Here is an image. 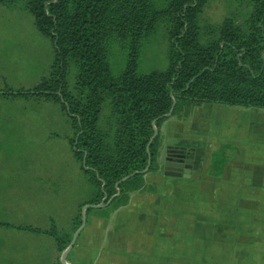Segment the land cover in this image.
<instances>
[{"label": "trees", "instance_id": "16d2710c", "mask_svg": "<svg viewBox=\"0 0 264 264\" xmlns=\"http://www.w3.org/2000/svg\"><path fill=\"white\" fill-rule=\"evenodd\" d=\"M20 1L38 32L53 43L54 57L35 86L7 88L0 95L58 103L72 120L73 155L94 187L95 196L81 203L72 218L74 231H60L53 221L45 229L16 226L48 234L58 254L54 264H63L59 255L81 225L84 204L110 198L85 211L86 227L92 217L99 218L100 231L109 237L120 231L119 216L133 197L167 191L164 181L191 176L193 166L189 176L185 169L194 150L167 144L161 130L166 120L183 119L191 106L204 103L264 109V0H239L249 6L242 22L226 16L205 27L199 21L208 0ZM161 21L167 30L168 65L139 73L143 42ZM232 151L218 145L206 175L223 176ZM0 226L11 225L0 221ZM83 229L66 261L71 262Z\"/></svg>", "mask_w": 264, "mask_h": 264}, {"label": "rangeland", "instance_id": "374dc122", "mask_svg": "<svg viewBox=\"0 0 264 264\" xmlns=\"http://www.w3.org/2000/svg\"><path fill=\"white\" fill-rule=\"evenodd\" d=\"M248 13L249 6L243 1L208 0L199 23L201 27L209 24L215 26L226 16L242 22ZM53 57V43L38 32L33 15L23 8L21 1L16 0L10 5L0 3V90L32 88L48 74ZM167 65V30L164 21H161L143 42L138 72L164 70ZM67 81L69 86L73 84L71 71L67 75ZM212 107L211 103L191 106L189 114L183 119L173 116L163 123L161 130L167 144L194 150L192 166L204 165L218 145H229L235 149L232 143L225 142L233 140V137L229 138L227 130L232 127L231 121L246 122L243 119L245 117L236 119L215 112ZM250 109L252 110H247L249 113L256 112L263 121L259 125L258 119L251 118L247 122L249 133L246 131L245 141H240L244 149L249 145L260 144L264 139V109ZM194 126H199L202 130L194 132L191 130ZM223 127L225 131H221ZM72 136L71 117L59 104L34 96L0 95V221L11 225L0 226L1 264H20V259H25L27 255V240L22 234L15 238V231H22L16 229L15 225L34 223L38 227H50L53 221L60 231H74L72 218L77 215L78 206L95 196L94 187L88 183L80 162L73 155L69 143ZM49 175H60L63 181L49 183L46 179L35 180V177ZM173 186L175 187L169 189L172 191H169L170 195L179 200L176 195L182 194L184 184ZM109 199L104 196L100 203L108 202ZM135 212L133 210L132 213ZM129 217L132 215L127 218ZM101 222L99 218L92 217L90 225H85V233L79 239V250L77 248L74 254L77 264H94L90 247L97 242ZM216 222L215 217L207 221V239L211 241V236L213 244H216L213 226ZM204 233L203 231L194 236L193 244L200 243L204 239ZM239 246L240 252L234 257L235 264H264V239L258 238L257 243L243 240ZM121 252L115 253L112 264L127 260V252ZM131 254V259H136L137 264L144 260L142 250L138 248ZM4 255L8 258H2ZM59 258L61 259V255ZM56 259L57 257L55 261ZM195 263L201 262L198 260Z\"/></svg>", "mask_w": 264, "mask_h": 264}, {"label": "crops", "instance_id": "0c3cea01", "mask_svg": "<svg viewBox=\"0 0 264 264\" xmlns=\"http://www.w3.org/2000/svg\"><path fill=\"white\" fill-rule=\"evenodd\" d=\"M211 104L215 112L236 119L245 117L243 119L246 121L230 120L232 127L227 132L229 138L233 137V140L225 142L232 143L235 149L230 153V160L225 166L223 176L214 178L206 175L208 160L204 165L193 166L190 177L164 181L165 188L169 186L167 191L133 197L128 210L119 216L120 231H111L109 237L103 233L105 231H97V242L90 247L94 264H112V257L118 251H122L121 253L126 251L127 260L116 261L113 264H137L136 259H131V253L137 248L142 250L144 259L140 264H197L195 262L198 260L200 264H235L234 257L240 252L239 245L243 240L257 243L258 238L264 239V139L260 144L249 145L246 149L242 144L248 130L247 122L251 118L258 119L259 125L263 119H260L256 112L249 113L247 110H252L250 108ZM199 126H194L191 130L194 132L202 130ZM221 131H225V127ZM44 179L49 183L63 181L60 175L35 177L36 181ZM175 184H184L182 194H175L179 200L170 195L172 191L169 189L175 187L173 186ZM133 210L136 212L132 213ZM130 215L132 217L127 218ZM47 217L49 219V215ZM213 217L217 219L213 225L216 231V244H213L211 236L209 237L211 241L207 239L209 231L207 221ZM29 225L38 227L34 223ZM109 225L111 226L112 222ZM40 228L45 229L48 226ZM16 229L22 231H15V238L22 234L21 236L27 240L25 245L27 255L25 259L24 257L20 259V264L55 263L58 255L54 240L48 234L17 227ZM203 231L204 239L198 244H193L194 236L200 235ZM84 233L85 231L81 237ZM79 239L71 255V262L67 261L68 264H77L74 254L77 248L79 250ZM2 258L8 257L4 255Z\"/></svg>", "mask_w": 264, "mask_h": 264}, {"label": "water", "instance_id": "95a60500", "mask_svg": "<svg viewBox=\"0 0 264 264\" xmlns=\"http://www.w3.org/2000/svg\"><path fill=\"white\" fill-rule=\"evenodd\" d=\"M156 135V132L154 134V136ZM153 136V137H154ZM191 161L188 160V163H187V169H185V175L186 176H189L190 174V171H191ZM177 174V173H176ZM177 175H180L177 174ZM103 205V203H99V204H85L83 207H82V221H81V225L77 228V230L75 231V233L73 234V237H72V240L70 242V244L68 245V247L62 252L61 254V262L63 264H68V262L66 261V256L67 254L69 253V251L72 249V247L74 246L75 244V241H76V238L78 236V234L81 232V230L84 228L85 226V223H86V214H85V211L87 208L89 207H101Z\"/></svg>", "mask_w": 264, "mask_h": 264}]
</instances>
